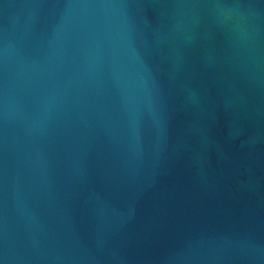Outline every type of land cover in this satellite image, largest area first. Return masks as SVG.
Masks as SVG:
<instances>
[{
  "label": "water",
  "instance_id": "obj_1",
  "mask_svg": "<svg viewBox=\"0 0 264 264\" xmlns=\"http://www.w3.org/2000/svg\"><path fill=\"white\" fill-rule=\"evenodd\" d=\"M264 0H0V264H264Z\"/></svg>",
  "mask_w": 264,
  "mask_h": 264
},
{
  "label": "bare ground",
  "instance_id": "obj_2",
  "mask_svg": "<svg viewBox=\"0 0 264 264\" xmlns=\"http://www.w3.org/2000/svg\"><path fill=\"white\" fill-rule=\"evenodd\" d=\"M219 20L220 24L226 27L232 35L242 41V45L245 52L247 53V57L248 55L250 57V49L255 53L251 59V62H253L257 67H260L261 70V64L264 60L261 54L257 51L259 39L253 33H249V31L246 29L242 15H234L233 12L224 10ZM261 79L264 90V79L263 77Z\"/></svg>",
  "mask_w": 264,
  "mask_h": 264
}]
</instances>
